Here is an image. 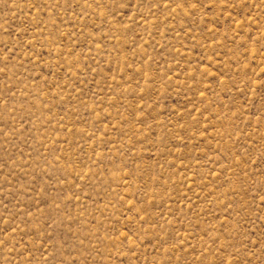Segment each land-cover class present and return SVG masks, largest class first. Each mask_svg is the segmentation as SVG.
Instances as JSON below:
<instances>
[{
    "label": "rangeland",
    "instance_id": "rangeland-1",
    "mask_svg": "<svg viewBox=\"0 0 264 264\" xmlns=\"http://www.w3.org/2000/svg\"><path fill=\"white\" fill-rule=\"evenodd\" d=\"M0 264H264V0H0Z\"/></svg>",
    "mask_w": 264,
    "mask_h": 264
}]
</instances>
